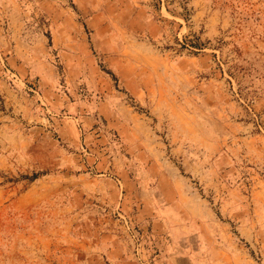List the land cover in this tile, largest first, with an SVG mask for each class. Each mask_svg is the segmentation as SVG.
Wrapping results in <instances>:
<instances>
[{"label":"rangeland","instance_id":"rangeland-1","mask_svg":"<svg viewBox=\"0 0 264 264\" xmlns=\"http://www.w3.org/2000/svg\"><path fill=\"white\" fill-rule=\"evenodd\" d=\"M0 264H264V0H0Z\"/></svg>","mask_w":264,"mask_h":264},{"label":"crops","instance_id":"crops-1","mask_svg":"<svg viewBox=\"0 0 264 264\" xmlns=\"http://www.w3.org/2000/svg\"><path fill=\"white\" fill-rule=\"evenodd\" d=\"M181 260V259H180Z\"/></svg>","mask_w":264,"mask_h":264}]
</instances>
